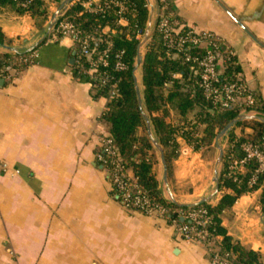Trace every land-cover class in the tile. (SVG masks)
<instances>
[{"label":"crops","instance_id":"1","mask_svg":"<svg viewBox=\"0 0 264 264\" xmlns=\"http://www.w3.org/2000/svg\"><path fill=\"white\" fill-rule=\"evenodd\" d=\"M44 1L43 17L0 6V29L10 43L0 46V54L33 50L12 80L0 79V264H212L205 246L178 238L174 222L129 210L114 194L97 161L100 139L109 132L102 118L108 99L95 97L72 71V40L50 36L64 0ZM170 4L185 25L221 39L235 55L247 89L264 101V0ZM177 140L180 153L167 182L161 154L155 172L165 198L170 200L169 189L180 203L196 204L215 191L212 152ZM225 143L223 138V148ZM261 192L239 197L221 224L234 240L264 256ZM220 199L215 194L209 202Z\"/></svg>","mask_w":264,"mask_h":264},{"label":"trees","instance_id":"2","mask_svg":"<svg viewBox=\"0 0 264 264\" xmlns=\"http://www.w3.org/2000/svg\"><path fill=\"white\" fill-rule=\"evenodd\" d=\"M53 1L61 3L63 0ZM84 1L87 0H75L68 10V15L70 20L78 26L80 42L88 40L91 36L102 39V41L94 42L88 40V45L91 49H95L94 55L104 51L108 55L109 66L103 68L102 71L109 76L111 83H116L118 95L112 100L108 99L109 85L94 90V95L108 99L107 109L102 118L108 125V135L113 139L123 165L132 169L139 187L153 204L165 210V218L169 221H176L179 225H192L194 222L183 219V215L205 210L211 218L209 231L222 237L219 243L221 252L229 253L234 262L240 264H264V256L261 252L244 247L228 235L227 230L221 224V215L224 211L231 208L242 195L258 189L262 191L260 199L264 209V174L260 175L253 186H249V180L256 164L253 162L248 164L244 174H229L231 160L244 156L242 145L245 142L264 144V123L259 120L239 121L224 137L226 143L223 148L218 190L227 188L231 192L223 193L215 205L208 201L194 206H180L165 198L160 187L155 172V165L158 161L153 151L156 148L148 132L146 120L147 116L152 136L162 147L167 168L170 169L180 153L178 137H182L194 150L198 151L203 147L211 148L215 144L217 134L231 121L238 118L243 111H254L264 118V101L247 89L246 93H251L254 97L253 105L242 104L232 108L214 107L200 87V70L197 64L186 60L187 53L191 56L202 57L206 49L188 46L186 52H180L174 56L175 52L168 49L163 34L158 28L153 30L144 45L139 67L141 74L139 84L134 68L141 43L138 35L145 33L149 18L147 0H124L128 5V11L123 16L126 20L125 25L119 23L121 17L116 13L115 8L112 7L103 12H90L82 5ZM105 1L102 0V5ZM166 1L168 4L166 15L171 22L176 21L179 25H183L184 28L179 34H185L190 27L174 13L170 0ZM0 6H10L18 13H28L33 17H43L47 14L44 0H0ZM105 27H108L110 31L104 32ZM4 45H10V43L0 29V46ZM32 53L33 50L2 53L0 54V68L14 63L16 72L19 73L27 66L24 60L30 61ZM220 53L223 58L219 64V83L230 82L245 85L233 52L221 45ZM118 56L127 69L116 70L114 68ZM77 60L78 53L75 54L73 67L77 66ZM81 63L87 64L85 60ZM76 73L77 71L75 75H78ZM80 77L86 81L84 75ZM172 112L180 117L179 124L172 122ZM190 115L193 118H190ZM236 127L242 130L250 128L252 133L242 132L237 135L234 130ZM102 152V148L99 147L97 153ZM101 165L108 172L114 194L118 195L121 200L112 182L113 166Z\"/></svg>","mask_w":264,"mask_h":264},{"label":"built area","instance_id":"3","mask_svg":"<svg viewBox=\"0 0 264 264\" xmlns=\"http://www.w3.org/2000/svg\"><path fill=\"white\" fill-rule=\"evenodd\" d=\"M82 5L90 12H103L113 7L121 17L119 23H126L123 16L128 11V5L124 0H106L104 5H102V0L97 2L95 0H87ZM70 6L66 5L61 8L51 28L50 36L52 38L68 37L72 40L76 54L78 53L77 66L72 71L74 73L77 71L76 74L79 75L81 80L80 75H84L86 82L94 90L100 89L104 85H109L108 99L112 100L118 95L117 85L116 83H111L109 76L102 71L103 68L109 66L108 55L106 51L94 55L95 49H91L88 45V40L94 42L102 41V39L91 36L88 37V40L80 42L78 38L80 33L78 26L70 20V16L68 15ZM146 7L149 10L147 28L144 34L138 35L141 42H143L140 48L141 54H143L144 45L155 28H158L162 32L165 44L168 49L175 52L174 56L180 52H186L188 46L193 48L204 47L206 51L202 57L191 56L187 53L186 60L197 64L200 70V87L205 97L212 102L214 107L220 108H232L233 106L242 104L251 106L254 104V97L251 93H246L247 88L245 85L230 82L219 83V64L223 58V55L220 53L223 43L219 37L211 32L197 31L191 26H189L190 30L188 32L179 34L184 26L179 25L176 21L171 22L169 20L166 15V10L168 9L166 0H147ZM103 31L108 32L110 29L105 27ZM112 32L114 33L115 31ZM146 36L148 37L147 40H145ZM119 57L114 68L116 70L127 69V66ZM84 60L87 63L86 65L81 63ZM14 65V63H10L0 68V79L12 80L16 73ZM242 114L255 115L257 113L254 111H243ZM99 147L102 148L103 152L97 153V161L103 165L113 166L112 182L118 190L124 206L127 209L138 211L149 217H165V210L153 204L139 187L132 169L123 165L113 139L108 134L101 137ZM242 151L244 153L242 158L231 160L229 174H244L248 164L253 162L256 164V167L249 180V186H253L260 175L264 174V144L257 145L248 141L242 145ZM228 191L227 188H223L221 191L218 190L216 195H222ZM182 218L189 219L194 223L192 225H179L176 221H173L177 227L176 232L180 240L205 246L209 250L212 264H240L234 262L229 253L220 251L219 243L222 237L209 231L208 226L211 223V218L205 210L189 212L183 215Z\"/></svg>","mask_w":264,"mask_h":264},{"label":"water","instance_id":"4","mask_svg":"<svg viewBox=\"0 0 264 264\" xmlns=\"http://www.w3.org/2000/svg\"><path fill=\"white\" fill-rule=\"evenodd\" d=\"M72 0H64L59 9L55 12L54 14V17L51 21V25H50V28L53 27L54 25V22H55V19H56V16L58 15L59 11L61 10V8H63L64 6L68 5ZM147 36L145 38V40H147ZM143 42L140 43L139 45V49H138V57H137V62H136V65H135V68H134V71H136L140 64H141V59H142V54L140 52V48L142 46ZM11 50L13 51H16L15 48H10ZM73 61V60H72ZM139 102L141 104V96H140V93H139ZM146 120H147V124H148V132L150 134V136L152 137V140H153V143L155 145V148L160 152L161 154V161L163 163V166H164V178H165V181L167 182V163H166V160H165V157H164V153H163V149L162 147L159 145V143L157 142V140L152 136V133H151V126H150V123H149V119L148 117L146 116ZM242 120H259L261 122L264 123V118L258 114H255V115H248V114H241L238 118H236L235 120L231 121L219 134H217L216 136V147H217V150L219 152L218 154V157H217V160H216V164H215V178H214V182H215V191L214 193L207 197V198H203L202 200H200L198 203H201V202H208L210 201V199H212L215 194L217 193L218 191V184H219V166L222 162V159H223V154H224V150H223V147L222 145L220 144V141L225 137V135L239 122V121H242ZM166 185L168 186V184L166 183ZM168 195L170 197V200L172 202H174L175 204L177 205H180V206H194L196 204H190V205H187V204H183V203H180L176 198L175 196L172 194V192L168 189Z\"/></svg>","mask_w":264,"mask_h":264},{"label":"rangeland","instance_id":"5","mask_svg":"<svg viewBox=\"0 0 264 264\" xmlns=\"http://www.w3.org/2000/svg\"><path fill=\"white\" fill-rule=\"evenodd\" d=\"M74 1L75 0H72L68 5L69 6L72 5ZM135 76L137 77L138 83L140 84L141 83V74H140L139 68L135 71ZM190 118H193L192 115H190ZM179 119H180V117L178 115H176L174 112H172V122L174 124H179ZM215 148H216L215 146L210 148V152H212V153H210L212 155V161H211V164H210V170L211 171H213V169H214V165L216 163V160H217V157H218V154H219V152ZM153 152L155 154V158L159 162V160H160V152L157 149H155V151H153ZM219 172H220V170H219ZM260 236H262V235L260 234Z\"/></svg>","mask_w":264,"mask_h":264}]
</instances>
